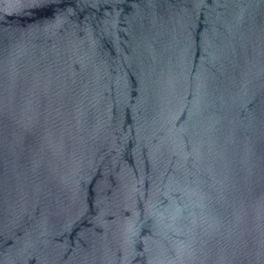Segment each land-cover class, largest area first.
Segmentation results:
<instances>
[{"label":"water","instance_id":"95a60500","mask_svg":"<svg viewBox=\"0 0 264 264\" xmlns=\"http://www.w3.org/2000/svg\"><path fill=\"white\" fill-rule=\"evenodd\" d=\"M0 264H264V0H0Z\"/></svg>","mask_w":264,"mask_h":264}]
</instances>
